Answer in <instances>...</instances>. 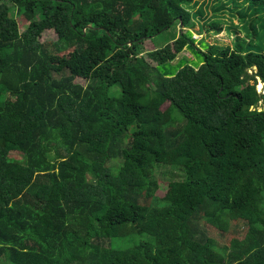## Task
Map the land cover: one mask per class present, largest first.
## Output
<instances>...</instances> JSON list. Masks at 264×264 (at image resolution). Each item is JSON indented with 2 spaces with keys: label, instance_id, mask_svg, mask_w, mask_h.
Instances as JSON below:
<instances>
[{
  "label": "trees",
  "instance_id": "obj_1",
  "mask_svg": "<svg viewBox=\"0 0 264 264\" xmlns=\"http://www.w3.org/2000/svg\"><path fill=\"white\" fill-rule=\"evenodd\" d=\"M201 4L0 0V264H264V0Z\"/></svg>",
  "mask_w": 264,
  "mask_h": 264
},
{
  "label": "rangeland",
  "instance_id": "obj_2",
  "mask_svg": "<svg viewBox=\"0 0 264 264\" xmlns=\"http://www.w3.org/2000/svg\"><path fill=\"white\" fill-rule=\"evenodd\" d=\"M216 2H217V0H202V4L197 9H195L196 13L204 11V15L197 14L194 17L195 21L199 22V25H197L196 28L193 29L194 36L198 40H203L204 38H206L207 39L206 41L209 43H216V41L219 40V42L222 45L227 44L229 46H234L236 44L235 43L236 38L234 39L229 31H227V33H225V31H223L221 33L220 32L219 33H216V32L206 33V32L201 31V29L203 27L202 24L204 21L207 22L211 19L212 20H218L220 18V15H223L222 16L223 19L222 18L221 19H222L224 25L228 26V24H231L230 21L233 18H231L229 15L224 16L225 12L223 13V12L218 11V9H216ZM231 6L233 8L234 5H231ZM253 13H255V12H253ZM227 14H229V13H227ZM262 16L264 17V14ZM228 19H229V22H228ZM233 20L236 23L239 22V18H235ZM19 21H21V20H19ZM224 25H223V27H225ZM25 28H26V25L22 21L21 22V30L23 31ZM263 32H264V29L260 32L261 39H257V42H258L257 44H259L261 46V48H264V38H262ZM178 35H179V31L174 26L173 28L169 29L168 31H166L162 35L157 36L152 40L151 39L148 40L144 46L145 50L146 51H153L155 49L165 47L168 44H172ZM234 35H235V33L233 34V36ZM235 37H236V35H235ZM44 40L45 41H55V40H57V36L54 33V31H48V32H46V34L43 37V41ZM186 59H188L189 62L193 63V64H196V63L202 64V58H200L198 55H195V53L192 50H186L185 52H183L179 56V58L172 65H169V69L173 70L174 72L179 71V69L181 68V66H179V65H181V64L184 65ZM77 82H80V84H82V85H84V83H85V81L83 79L77 80ZM259 92H262V94H264V83L262 81L259 84ZM167 106L168 105H166L164 108H166ZM11 156H12V158H15V159L21 158L20 154L17 152L12 153ZM161 184L162 185H161V192L160 193L162 195H165L166 191H167V187L169 186L170 183L168 184V182L163 179V180H161ZM217 234H218V232H217Z\"/></svg>",
  "mask_w": 264,
  "mask_h": 264
}]
</instances>
